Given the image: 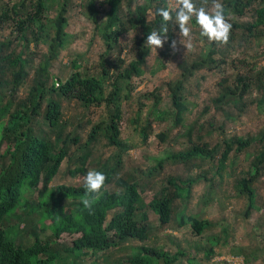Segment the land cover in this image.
Segmentation results:
<instances>
[{
    "label": "rangeland",
    "instance_id": "rangeland-1",
    "mask_svg": "<svg viewBox=\"0 0 264 264\" xmlns=\"http://www.w3.org/2000/svg\"><path fill=\"white\" fill-rule=\"evenodd\" d=\"M21 1L24 0H0V48L3 54L11 51L17 54L21 50L23 58H33L29 65H34L47 53V44L41 43L34 47L31 42L25 47L20 43L15 24L18 17L11 13L10 9ZM226 1L220 0V3L224 5ZM92 2L98 7L97 13L101 15L99 21H103L106 18L103 11L108 8L107 0L46 1L48 10L44 13L45 17L53 18L62 6L67 10L65 31L68 39L65 47L51 63L53 65L49 72L53 78L65 80L72 71L69 62L76 59H79L78 64H81L80 70L85 69L95 75L101 73L100 65L104 61L102 56L106 54L107 48L100 29L93 22L92 14L87 8ZM170 2L171 0H164L151 5L147 12V21L154 19V15L150 13L167 6ZM35 3V0H25V9L18 10L20 16L32 10ZM146 3L147 0H122V14L127 16L134 12L136 6ZM262 6L264 3L260 4V0H253V6L246 10L241 18L237 19L238 16L232 12H228L226 18L230 23L237 22L246 27L255 21V11ZM6 10H9L8 16L3 15ZM189 26L192 29L191 49L179 44V30L174 24V40L177 41L178 51L174 52L171 47H167L166 42L163 48L157 50L149 48L150 53L143 68L144 72L134 79L137 96L162 87L163 100L158 110L160 113H167L165 119L158 121L149 116L152 99L144 98L141 101L144 104L143 110L137 115L140 119L133 124L131 118H137L133 115L139 107L138 100L135 98L133 103L123 98L121 100L124 113L120 138L126 150L122 154V169L119 176L108 189L111 192H121L128 182L138 183L144 210L148 215V238L144 242L125 243L119 249L93 253L84 250L75 258L76 264H130L129 261L141 253L142 247L152 248L169 259L177 255L178 259L171 264H264V171L254 184L257 210L248 218L244 217L247 202L236 189L237 181L250 173V161L259 144L251 150L241 152L230 150L226 159L221 161L226 142L235 138L255 137L264 128V103L257 105L259 100H264V79L262 83L257 80L258 76L264 73V26L252 29L251 33L244 28L233 29L229 45L220 47L217 53L207 52L211 42L200 35V29L195 22L191 21ZM136 33L130 29L120 39L111 56L106 58V67L109 65L115 67L112 68L115 73L128 67L135 58L133 49ZM1 43L5 45L2 46ZM198 59L203 60L205 65L193 71L186 80L182 93L185 106L183 121L175 125L173 123L175 111L171 102L166 99L167 91L162 85L181 78L183 70L180 67L192 68L190 65ZM35 68L36 66L32 67L29 78L16 89L14 96L16 102L28 94ZM7 76L10 79V74L7 73ZM238 76H243L250 82L249 90L242 93L243 111H238L232 104L224 105L222 110H216L212 104L213 99L219 96L223 86L232 85V81ZM206 107H209V110L203 114ZM89 112L82 111L77 101H63L64 117L70 118L69 122L72 123L67 126L66 133L79 131L74 129L78 122H88L85 130L80 133V143L85 142L92 125L107 118L103 107H90ZM7 118H3V121H7ZM145 121L150 123L151 135L148 142L143 143L140 131ZM2 128L0 123V134H3ZM189 130H192V133ZM108 143V139L101 135L91 144L89 147L92 152L91 159L99 158L104 162L116 154L117 148ZM6 146L7 142L1 139L0 167L4 161L1 156ZM193 146L213 151V157L191 158L187 161L173 158L177 153L185 152ZM72 153L73 161L81 155L74 150ZM159 161L162 162L161 168L158 167ZM69 162V158H66L61 163L60 172L49 183V194L55 186H78L84 182V175L72 177L68 174ZM163 193L172 199L171 219L167 224H161L158 216L149 209V203ZM36 198L37 192L29 190L24 193L21 204L30 208ZM24 206L21 210H16L14 215H10L8 224L17 223L19 229L11 233L9 230V239L14 238L17 243L29 246L34 241L33 227L36 226L39 239L42 242L49 241L50 252L58 253L70 262V257L62 250L65 246L71 245L75 236L62 234L58 239L52 238L50 229L52 221L37 224L32 218L27 225L20 222L16 216L26 211ZM187 217H193L203 223L205 227L200 235L192 230L188 222L181 224ZM210 251L212 254H209ZM159 264L164 263L159 260Z\"/></svg>",
    "mask_w": 264,
    "mask_h": 264
},
{
    "label": "trees",
    "instance_id": "trees-1",
    "mask_svg": "<svg viewBox=\"0 0 264 264\" xmlns=\"http://www.w3.org/2000/svg\"><path fill=\"white\" fill-rule=\"evenodd\" d=\"M35 1L33 9L24 12L22 16L18 10L25 9V0L14 4L10 12L18 17L15 24L22 45L27 47L31 42L34 47H38L41 43L47 44V53L42 60H39L37 64L29 65L33 58H23L21 50L17 54L13 51L3 54L0 48V123L3 126L0 140L7 142L6 150L1 156L4 161L0 167V264H76L75 258L84 250L93 253L119 249L125 243L144 242L148 238V215L144 210L138 183L128 182L121 192H111L108 186L118 178L122 169V154L126 150L120 138L124 113L122 98L132 103L137 98L139 107L133 117L141 114L144 105L141 101L144 98L152 99L149 116H153V119L158 121H163L167 116L166 112L160 113L158 110L163 100L162 87L137 96L135 94L137 85L134 84V79L143 74V68L150 53V49L144 46L146 36L152 29L159 30L163 23L162 18L155 15L154 19L148 22L147 12L151 5L164 0H147L146 4L136 6L134 12L127 16L122 14V0H107L108 8L103 11L106 18L101 22L99 21L101 15L97 13L98 7L94 2L90 3L87 8L92 14L93 22L100 29L107 48L106 54L102 56L104 61L100 65L101 73L95 75L91 71L80 70L81 64H78L79 59H76L69 62V68L72 71L63 81L60 78H53L49 69L59 51L67 43L68 34L65 31L67 10L62 6L53 18H48L44 16L45 11L48 10L47 0ZM211 2L212 0H207L206 6H210ZM196 3L199 6L203 0H196ZM261 3H264V0H260ZM252 6L253 0H227L223 8L225 16L228 12H232L239 19ZM8 11L3 12V15L8 16ZM255 14V21L246 27L232 22L231 31L244 28L251 33L252 29L264 26V6L256 9ZM192 22H195L194 18ZM174 24V22L168 24L167 47H170L171 41L174 40ZM130 29L137 32L135 49H133L135 58L126 69L115 73L112 70L115 67L111 65L106 67V58L111 56V52L116 49L120 39ZM1 45L5 44L1 43ZM223 46L211 42L207 52L217 53ZM204 65L205 62L198 59L190 65L192 68L181 66L180 69L183 70L181 78L162 85L167 91L166 99L171 102L175 111L173 113L175 125L183 121L184 84L193 71ZM33 66L36 68L33 69L34 75L30 80L28 94L24 99L16 102L15 91L29 78ZM7 73L10 74V79ZM262 79H264V73L257 78L259 82ZM232 83V85L223 86L219 96L213 99L212 104L216 110H222L224 105L232 104L238 111H243L242 93L249 90L250 82L245 77L238 76ZM5 96L6 100H4ZM63 101H77L79 108L86 112H89L90 107H103L107 118L92 125L85 142L80 143V133L85 130L88 122H78L74 129L79 131L66 133L67 126L72 123L69 122L70 118L64 117ZM263 103L264 100H259L257 105H263ZM208 110L209 107H206L203 114ZM5 117L8 118L4 122ZM139 119V116L131 118V123H137ZM149 128L150 123L145 121L140 131L143 143L148 142L151 135ZM219 129L222 130L221 127ZM189 132L192 133V130ZM101 135L108 139L110 146L118 150L104 162L99 158L92 160V152L89 150L90 145ZM159 136L163 137V135ZM256 144H259V147L250 161V173L236 183L238 193L247 202L245 218L250 217L257 210L254 184L264 171V128L255 137L235 138L226 142L221 155V161H224L230 150L237 152L251 150ZM204 148L193 146L185 152L177 153L173 158L186 161L191 158H212L213 151ZM73 150L81 154L74 161ZM66 158L70 160L68 174L72 177L78 174L86 176L88 167L92 166H94L92 169L106 175L107 179L100 193L89 194L86 197L90 200L91 208L85 207L82 203V199L85 198L84 182L78 186L58 185L53 187L50 194L48 193L49 183L60 172V165ZM161 165L162 162L159 161L158 167L161 168ZM29 190L36 191L38 194V198L30 208L21 204L24 193ZM171 203V197L164 193L149 203V209L158 216L161 224L170 222ZM23 206L26 211L16 216L20 222L27 225L32 218L37 221V224L52 221L50 226L52 238L58 239L62 234L75 236L71 245L65 246L62 250L67 257H70V262L58 253L50 252L49 241L42 242L39 239L36 226L33 227L34 241L29 246L17 243L14 238L9 239V230L11 233L19 229L17 223L8 224L10 215H14L15 211L21 210ZM184 222H188L198 235L205 227L202 222L193 217L183 219L181 224ZM209 254L212 252L210 251ZM176 259H178L177 255L169 259L152 248L142 247L141 253L133 257L129 263L159 264V260H162L164 264H171Z\"/></svg>",
    "mask_w": 264,
    "mask_h": 264
},
{
    "label": "clouds",
    "instance_id": "clouds-1",
    "mask_svg": "<svg viewBox=\"0 0 264 264\" xmlns=\"http://www.w3.org/2000/svg\"><path fill=\"white\" fill-rule=\"evenodd\" d=\"M206 5L207 0H203V3L199 6L196 0H171L166 7L156 9L150 15L161 17L163 23L159 30H150L146 36L144 46L155 50L163 48L169 38L168 24L169 22H174L179 30V44L191 49L193 47L190 42L192 29L189 25L193 18L200 29L201 36L206 37L209 42H214L217 45H227L232 24L225 16L222 3H220V0H212L211 7ZM186 41L188 42L186 43ZM170 47L174 52L178 51L177 41L172 40ZM106 179L107 177L103 172L95 169L88 170L84 178L85 198L82 199L85 207L91 208L90 200L86 197L89 194H99L105 185Z\"/></svg>",
    "mask_w": 264,
    "mask_h": 264
}]
</instances>
